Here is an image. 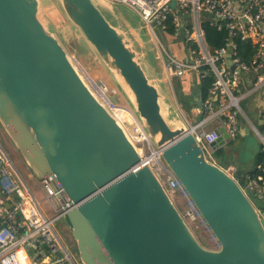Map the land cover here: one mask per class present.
<instances>
[{
	"label": "water",
	"instance_id": "obj_1",
	"mask_svg": "<svg viewBox=\"0 0 264 264\" xmlns=\"http://www.w3.org/2000/svg\"><path fill=\"white\" fill-rule=\"evenodd\" d=\"M58 1L81 34L80 46L113 74L219 244L217 250L202 247L148 166L132 172L142 154L88 87L60 38L44 27L39 1L0 0V124L33 174L61 191L58 217L71 232L79 263L264 264L256 206L206 157L174 106L165 105L126 25L108 21L100 10L117 5ZM219 132L213 151L230 142L224 127Z\"/></svg>",
	"mask_w": 264,
	"mask_h": 264
},
{
	"label": "built area",
	"instance_id": "obj_2",
	"mask_svg": "<svg viewBox=\"0 0 264 264\" xmlns=\"http://www.w3.org/2000/svg\"><path fill=\"white\" fill-rule=\"evenodd\" d=\"M107 1L123 5L139 17L146 33L152 37L161 62L160 69L170 86L172 79L181 78L189 72H196L200 76L210 74L213 77L208 96L202 101L200 119L188 124L190 133L209 160L216 163L210 144L219 138L221 127L225 128L230 141L237 139L242 130L238 124L239 114H243L250 123L259 140L258 152L264 157V0ZM204 17H209L211 24L218 30L224 28L227 31L221 48H208L201 26ZM168 20L173 25V38L183 46V58L176 57L166 42ZM237 41H250L255 48L248 63L243 62L238 55ZM71 58L78 68L76 60ZM78 70L97 99L142 154L140 163L132 172L148 166L189 228L192 225L203 227L216 246L214 250L219 249L216 238L162 159L161 150L151 141L134 111L119 101H111V98L118 96L114 89L98 78L89 76L82 68ZM253 96L257 100L249 103V107L251 111L257 112L259 128L250 122L241 108V103ZM208 126L213 128L208 129ZM222 169L234 178L253 204L258 201L259 195L264 197V158L245 175L244 186L240 184L237 173L231 172L232 166ZM41 191L47 201L59 204L61 191L54 189L51 181L41 180ZM0 195L16 197L9 208H5L0 200V264H71L54 229L56 217L49 218L43 213L38 200L16 176L1 147ZM257 210L264 225V208Z\"/></svg>",
	"mask_w": 264,
	"mask_h": 264
},
{
	"label": "rangeland",
	"instance_id": "obj_3",
	"mask_svg": "<svg viewBox=\"0 0 264 264\" xmlns=\"http://www.w3.org/2000/svg\"><path fill=\"white\" fill-rule=\"evenodd\" d=\"M39 1V19L43 23L44 27L56 37L63 38L62 43H64L65 49L68 51L69 55L76 60V63L80 68L84 70L86 74L91 77L98 78L101 80L106 86L114 89L117 94L119 95V89L114 81L113 74L108 73V70L105 66L95 57L87 54L84 49L80 48L79 46V38L81 34L77 29H74L71 23L66 19L65 15L62 12L60 3L58 0H38ZM107 8V7H100L102 14L108 21L118 20L114 22L117 25L123 23L125 27L124 29L129 31L131 35H135L134 37H138V51L141 52V56L145 59L146 64L150 63V65L155 67L158 66L159 70L157 73L154 72L155 77L162 83L167 90L170 88L168 81L166 80L165 74L160 69L161 62L159 61V57L157 55L156 46L152 40L150 34H147L144 27L139 21L138 17L125 8L123 5ZM113 23V22H111ZM120 27V26H118ZM122 27V26H121ZM126 32V33H127ZM128 34V33H127ZM130 34H128L129 36ZM130 37V36H129ZM128 37V38H129ZM171 40L166 39L168 45H170L173 54L178 58H183L185 53L181 51V45L177 42L173 37ZM176 42V43H175ZM178 43V44H177ZM78 67V68H79ZM186 75V74H185ZM171 84L176 92L175 82L171 80ZM177 93V92H176ZM171 96V95H170ZM120 102L126 105L125 99L119 95ZM256 96H253L247 99L245 102L241 103V108L245 115L249 118L250 122L256 127H260V123L257 117V112L251 111L249 107V103L255 100ZM176 105L177 107L173 109L175 113H178L179 116L183 119L182 123L187 124L184 116L187 117V121L190 123L193 122L194 118H190L188 114L183 112V108ZM172 105L174 106L173 100ZM178 109V110H177ZM183 113V114H182ZM186 114V115H185ZM169 121L167 118H165ZM238 124L240 129L244 130L245 135L239 134L237 139L233 142V144H228L223 147L222 152L224 156H226V161L229 162L233 167L232 173H235L237 170L236 165L239 166V177H240V184L242 186L245 185V175L250 172L254 164V158L259 151V140L253 131L250 123L246 120L243 114L238 115ZM175 127V126H174ZM213 127L208 126V129H212ZM5 131L0 124V143H3V140L7 142V136L5 135ZM7 140H5V139ZM2 147V146H1ZM215 161V160H214ZM244 177V178H242ZM40 191V194L43 199H39V205L46 211L47 217L50 216L51 218L56 217V221L54 223L55 230L58 231V234L62 236V241L64 246H68L70 250H72L74 257L78 260L77 250H76V243L71 235L70 230L66 227L63 223L62 219L58 217L61 212V208L58 206L57 208H50L49 202L45 199L43 192L41 191V182L38 183V187L36 188ZM39 194H37L38 196ZM256 208H264V202L256 201L254 203ZM55 209V210H54ZM51 212L49 214V212ZM45 214V213H44ZM191 231L193 232L194 236L198 240V242L208 250H214L216 248L213 240L211 239L209 232H207L203 227H196L192 225ZM61 241V239H60ZM62 243V242H61ZM78 264V262L76 263Z\"/></svg>",
	"mask_w": 264,
	"mask_h": 264
},
{
	"label": "crops",
	"instance_id": "obj_4",
	"mask_svg": "<svg viewBox=\"0 0 264 264\" xmlns=\"http://www.w3.org/2000/svg\"><path fill=\"white\" fill-rule=\"evenodd\" d=\"M132 36H133L134 41H135V43H136V45L138 47V37L135 38L134 37L135 35H132ZM60 40L62 42H64L62 37H60ZM78 42H79V40H78ZM79 46H80V44H79ZM80 48H82V47L80 46ZM84 51L87 54L89 53L90 55L95 56L98 59V57L95 54H92V53L86 51L85 49H84ZM181 51H182V48H181ZM153 69H154L155 73H157L158 70H159L157 65L155 67H153ZM172 80L175 82V88H176V92L177 93L175 92L172 84H171V86L170 85L168 86L170 88V90L169 89L167 90V88H165V86L162 83H160L161 88H162V93H163V96L165 98V105L171 107L172 100H173L174 107L176 108L177 107L176 105H178V103H180L179 105H180L181 108H183V112L188 114V116H190L191 119L194 118L193 122L190 123L189 121H187V119H186L187 117L184 116V119L186 120L187 124L196 123L201 117V106H202V101L200 100L199 90H198L199 89L198 73L189 72V73H187L186 75H184L181 78H174ZM119 95H121L120 91H119ZM255 99L257 100V98H255ZM117 101L120 102L119 97H118ZM126 105H128V104L126 103ZM239 134H241L242 136L245 135L244 130H241L239 132ZM7 139H5V140H7V142H5L3 140V143H0V146H2L1 148L3 149V152L5 153V155L9 159V161H11L13 166L16 168L18 174L20 175V176H18V174L15 172L16 176L18 177L20 182L26 187V189H28L38 201H39V199L40 200L43 199L41 194H40V191L36 189L38 187V183L41 182V180L39 178H37L33 174V172L28 168L25 160L23 159L21 154L18 152L17 148L15 147V145L13 144V142L11 141L9 136H7ZM12 164H11V166H12ZM228 166H226V167H228ZM226 167H224V168H226ZM236 167L239 169L238 165H236ZM37 194H39V195L37 196ZM15 199H16V197H6V196L0 195V200H2L3 206L5 208L11 207L12 203L14 202ZM49 205H50L51 209L52 208H57L59 206V204L57 202H55V201H53L51 203L49 202ZM41 209H42L43 213H45V215H46V211H44L43 208H41ZM50 213L51 212H49V214ZM48 217L51 218L50 216H48ZM54 229H55V227H54ZM56 233L59 236V239H61L60 242H62L61 243L62 246L74 258L75 262L76 263L78 262V264H80L79 261H77L76 258L74 257V254H73L72 250H70L68 246L66 247V246L63 245L62 236L60 235V233L58 234V231H56ZM40 249L43 250V247H40ZM24 254H25V257H26V253H24Z\"/></svg>",
	"mask_w": 264,
	"mask_h": 264
},
{
	"label": "trees",
	"instance_id": "obj_5",
	"mask_svg": "<svg viewBox=\"0 0 264 264\" xmlns=\"http://www.w3.org/2000/svg\"><path fill=\"white\" fill-rule=\"evenodd\" d=\"M166 25H167V29L165 31V36H166V39L171 40L172 39L171 37H173V25L171 23V20H168ZM201 26L204 32L205 42L210 50L219 49L224 45L225 39L227 37V31L224 28L222 30H218L215 25L211 24L209 17H204L202 19ZM179 44L181 45L182 52L184 53L182 44L181 43ZM237 44H238V47H237L238 55L240 56L243 62L248 63L252 59L255 53V48L253 47L250 41H247V42L237 41ZM198 77H199V89H198L199 97L201 101H205L208 96V91L211 88V84L214 79L210 74H205V76L198 75ZM228 144H233V142L230 141ZM222 150L223 148H220L214 151L212 154V158L215 160L218 166L224 168L231 164L226 161L227 160L226 156H224V153L222 152ZM263 158L264 157L262 156V154L258 152L254 158L253 165L261 162ZM238 171L239 169L237 168L236 170L237 175H239Z\"/></svg>",
	"mask_w": 264,
	"mask_h": 264
}]
</instances>
